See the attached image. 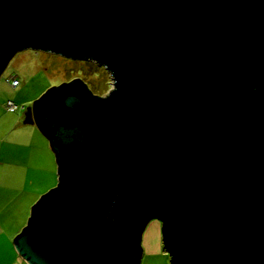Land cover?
<instances>
[{
	"label": "water",
	"instance_id": "1",
	"mask_svg": "<svg viewBox=\"0 0 264 264\" xmlns=\"http://www.w3.org/2000/svg\"><path fill=\"white\" fill-rule=\"evenodd\" d=\"M22 49L113 87L74 76L24 109L57 168L13 240L25 264H139L151 219L169 264H264V0H0V73Z\"/></svg>",
	"mask_w": 264,
	"mask_h": 264
},
{
	"label": "rangeland",
	"instance_id": "2",
	"mask_svg": "<svg viewBox=\"0 0 264 264\" xmlns=\"http://www.w3.org/2000/svg\"><path fill=\"white\" fill-rule=\"evenodd\" d=\"M84 81L94 92L103 96L112 90L110 72L94 61L75 59L60 54L40 50L22 49L15 52L6 62L0 73V221L6 224L8 231L22 227L30 213L32 202L37 195V186L23 185V169L19 159L25 160L32 153L31 148H23L25 141L24 128L14 136L9 133L12 116H23L24 109L30 106L47 88L72 77ZM14 78L17 85L12 87L7 80ZM11 101L18 106L17 112H7L4 104ZM30 126V127H28ZM35 129L36 127L33 126ZM38 138H46L36 129ZM2 135V136H1ZM47 141V140H46ZM31 159L36 165L48 164L44 147ZM51 152V151H50ZM29 163L32 161L29 159ZM52 165V153H50ZM53 166L43 171L44 183L53 178ZM21 170V171H20ZM20 172V173H19ZM38 178L40 175L37 173ZM31 205V206H30ZM141 255L139 264H169L161 240L160 222L151 219L147 222L140 239Z\"/></svg>",
	"mask_w": 264,
	"mask_h": 264
},
{
	"label": "crops",
	"instance_id": "3",
	"mask_svg": "<svg viewBox=\"0 0 264 264\" xmlns=\"http://www.w3.org/2000/svg\"><path fill=\"white\" fill-rule=\"evenodd\" d=\"M17 112V110H16ZM13 113V112H10ZM23 116H12L11 118V129L9 133H14V136H17L21 132H13V131H19L23 128L22 121ZM30 127V126H28ZM25 135V141L23 148L27 147L28 149L31 148L32 153L27 159V156L25 160L19 159L21 169H23V185L24 183L29 186H33L34 184L37 186V195L34 197L33 201H37V199L43 195L55 182H57V168H56V162H55V154L49 147L48 141H44L42 138H38L36 134L38 132L36 129L31 125L30 128H24ZM18 133V134H17ZM2 136V135H1ZM41 147H44L45 151L47 152L46 161L48 164L44 165H36L34 164V160L31 159L33 156H35L39 151H42L43 149ZM51 151V152H50ZM50 153H52V165L50 162ZM29 159L32 161V164L29 163ZM53 168V178L50 183H44L43 179L49 176V174H46L43 179L41 176H43V171L48 170V168ZM21 171V170H20ZM20 173V172H19ZM37 173L40 175L38 178ZM35 201V202H36ZM31 206V205H30ZM32 207V206H31ZM31 210V208H30ZM2 214V211L0 210V215ZM5 222V221H4ZM0 221V264H25L16 254L14 249L13 240L15 239L16 235L18 234L21 227L18 229H15L13 231H8L6 229V224ZM23 226V225H22Z\"/></svg>",
	"mask_w": 264,
	"mask_h": 264
},
{
	"label": "trees",
	"instance_id": "4",
	"mask_svg": "<svg viewBox=\"0 0 264 264\" xmlns=\"http://www.w3.org/2000/svg\"><path fill=\"white\" fill-rule=\"evenodd\" d=\"M58 135L61 137V139L63 140V142L70 141L69 138L71 136H73L74 139H76V140H80V138H81L80 132L74 126L70 127L69 129H67L65 131H58Z\"/></svg>",
	"mask_w": 264,
	"mask_h": 264
},
{
	"label": "built area",
	"instance_id": "5",
	"mask_svg": "<svg viewBox=\"0 0 264 264\" xmlns=\"http://www.w3.org/2000/svg\"><path fill=\"white\" fill-rule=\"evenodd\" d=\"M7 82L11 84L12 87L17 85V81L14 78L8 79ZM4 107L7 112H15L18 110V106L11 101H6Z\"/></svg>",
	"mask_w": 264,
	"mask_h": 264
}]
</instances>
